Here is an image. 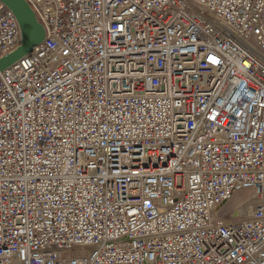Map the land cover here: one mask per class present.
Returning a JSON list of instances; mask_svg holds the SVG:
<instances>
[{
	"label": "built area",
	"instance_id": "obj_1",
	"mask_svg": "<svg viewBox=\"0 0 264 264\" xmlns=\"http://www.w3.org/2000/svg\"><path fill=\"white\" fill-rule=\"evenodd\" d=\"M25 1L0 264H264V0ZM19 43L0 3V58Z\"/></svg>",
	"mask_w": 264,
	"mask_h": 264
},
{
	"label": "water",
	"instance_id": "obj_2",
	"mask_svg": "<svg viewBox=\"0 0 264 264\" xmlns=\"http://www.w3.org/2000/svg\"><path fill=\"white\" fill-rule=\"evenodd\" d=\"M14 16L20 30L19 46L0 58V74L27 56L45 38L44 28L25 0H0Z\"/></svg>",
	"mask_w": 264,
	"mask_h": 264
}]
</instances>
